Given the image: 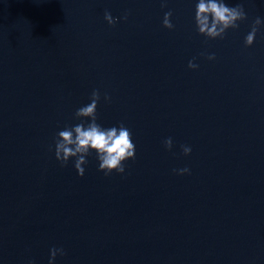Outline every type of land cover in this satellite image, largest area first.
<instances>
[{"label":"water","instance_id":"water-1","mask_svg":"<svg viewBox=\"0 0 264 264\" xmlns=\"http://www.w3.org/2000/svg\"><path fill=\"white\" fill-rule=\"evenodd\" d=\"M224 2L247 18L208 39L197 0H0V181L123 264H264V0ZM93 90L132 132L122 174L55 158Z\"/></svg>","mask_w":264,"mask_h":264},{"label":"clouds","instance_id":"clouds-1","mask_svg":"<svg viewBox=\"0 0 264 264\" xmlns=\"http://www.w3.org/2000/svg\"><path fill=\"white\" fill-rule=\"evenodd\" d=\"M161 6H167V0H161ZM172 12H165L162 24L165 28L172 29L174 25L171 22ZM247 18L243 5L228 6L224 0H197L195 6L194 21L197 32L208 39L223 38L228 29L239 27L238 22ZM104 19L109 25H114L117 18H114L110 12H105ZM127 19V16H124ZM264 21L257 17L253 23L251 31L245 37V47H250L256 37L258 26ZM203 55V53H202ZM209 60L215 59V54L207 56ZM190 69H196L198 65L193 60L188 62ZM91 102L79 107L75 112V117L81 120L74 126H66L57 133L55 140V158L61 166L67 165L68 161L75 158L74 167L77 174L81 177L85 174L83 167L88 163L87 156L91 153L96 154L98 160V170L106 176L113 172L124 173L125 162L135 159L136 146L133 143L132 132L123 123L119 126L109 128L103 127L97 123V107L100 101V92L93 90L91 93ZM107 101L110 99L104 96ZM88 120L87 124L83 121ZM166 149L173 147L172 138L164 140ZM184 155L191 153V148L182 145ZM178 174L189 173L188 168L173 169ZM63 255L62 248H53L50 250L49 264H53L57 255Z\"/></svg>","mask_w":264,"mask_h":264}]
</instances>
